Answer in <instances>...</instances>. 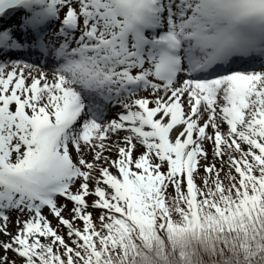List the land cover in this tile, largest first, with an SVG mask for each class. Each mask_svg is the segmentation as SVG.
Listing matches in <instances>:
<instances>
[{"label":"snow or ice","instance_id":"1","mask_svg":"<svg viewBox=\"0 0 264 264\" xmlns=\"http://www.w3.org/2000/svg\"><path fill=\"white\" fill-rule=\"evenodd\" d=\"M0 264H264V0H0Z\"/></svg>","mask_w":264,"mask_h":264}]
</instances>
